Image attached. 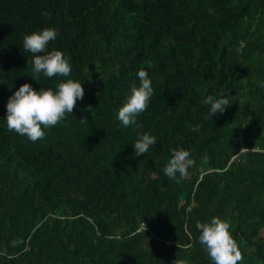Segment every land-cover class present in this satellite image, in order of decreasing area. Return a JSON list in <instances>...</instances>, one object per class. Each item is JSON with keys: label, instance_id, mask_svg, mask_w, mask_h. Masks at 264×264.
<instances>
[{"label": "trees", "instance_id": "1", "mask_svg": "<svg viewBox=\"0 0 264 264\" xmlns=\"http://www.w3.org/2000/svg\"><path fill=\"white\" fill-rule=\"evenodd\" d=\"M0 264H264V0H0Z\"/></svg>", "mask_w": 264, "mask_h": 264}, {"label": "clouds", "instance_id": "2", "mask_svg": "<svg viewBox=\"0 0 264 264\" xmlns=\"http://www.w3.org/2000/svg\"><path fill=\"white\" fill-rule=\"evenodd\" d=\"M244 151L248 152L249 150H247V149H241L240 150V152H244Z\"/></svg>", "mask_w": 264, "mask_h": 264}]
</instances>
